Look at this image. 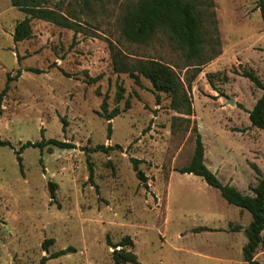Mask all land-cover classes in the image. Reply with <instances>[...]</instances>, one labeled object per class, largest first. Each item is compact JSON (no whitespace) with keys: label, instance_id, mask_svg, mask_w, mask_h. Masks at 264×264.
I'll list each match as a JSON object with an SVG mask.
<instances>
[{"label":"rangeland","instance_id":"1","mask_svg":"<svg viewBox=\"0 0 264 264\" xmlns=\"http://www.w3.org/2000/svg\"><path fill=\"white\" fill-rule=\"evenodd\" d=\"M136 2L53 1L48 6L75 22V29L33 19L31 37L15 43L14 25L25 14L0 0V93L12 79L0 96V141L9 143L0 146V264H38L68 247L75 252L45 264H113L107 240L116 244L125 236L137 264H248L242 248L250 213L228 204L201 178L174 169L191 160L196 129L203 163L221 184L231 179L230 185L252 195L264 179V133L248 120L262 90L242 76L251 73L264 85V23L257 0L198 1L207 9L204 59L219 54L195 76L192 62L168 34L157 33L144 44L124 38L122 13ZM113 53L130 66L168 65L187 92L192 114L170 109L165 93L157 103L142 76L135 81L115 73ZM103 102L119 114L105 120ZM41 137L72 148L25 147L20 171L15 151ZM99 145L119 148L94 151ZM130 158L141 161L146 187ZM49 183L55 185L53 200ZM234 225L242 229L232 230ZM49 239L54 243L43 251ZM254 258L264 264V247Z\"/></svg>","mask_w":264,"mask_h":264},{"label":"trees","instance_id":"2","mask_svg":"<svg viewBox=\"0 0 264 264\" xmlns=\"http://www.w3.org/2000/svg\"><path fill=\"white\" fill-rule=\"evenodd\" d=\"M53 1H68L77 4L86 5L90 1L97 0H9L12 7L17 8L25 14L24 19L16 22L13 28L12 40L15 43L22 42L31 37L30 22L33 19L50 22L62 28L75 29L77 24L71 21L67 16L60 13L59 10L49 7V3ZM199 0H137V2L129 7H126L121 16V33L124 38L132 43L144 44L152 40L157 33H166L170 39L176 43L178 48L183 52L185 59L192 64L194 76L201 71V67L212 60L219 54L215 53L207 60L204 59L203 53L206 45V40L203 32L204 19L203 15L206 12V6L201 9ZM58 5V4H57ZM256 9L260 10L261 18L264 23V0H257ZM112 67L115 73H128L131 78L137 81V76L140 75L148 80L154 92L156 93V102L159 101V93H165L170 97V109L173 111L190 116L191 106L187 97V92L178 79L175 72L166 64L157 61H147L145 63H135L128 65L119 60L117 54H112ZM28 71L37 72L34 69ZM20 75L18 70L16 77ZM242 76L247 78L255 87L262 90L261 96L256 100L255 104L248 112V120L250 125L264 133V85L260 80L248 72H243ZM99 77L89 79L87 83H93ZM9 77L6 79L4 88L0 96L8 89ZM189 86V85H188ZM187 86V87H188ZM117 97L121 98L122 88L117 87ZM102 117L109 121L119 114L118 109L108 111L106 104L101 105ZM64 130V126L62 127ZM108 128V132H109ZM196 132L194 139V151L189 163L181 168H176L174 171L180 174H192L201 178L208 186L216 189L220 196L230 205L236 206L241 210H246L251 215L250 224L244 229L247 242L242 248V259L248 264H261L254 258V254L259 247H264V179H261L258 184L251 189L252 195L242 194L234 186L221 184L216 174L212 173L204 165V147L201 141L200 134ZM1 145H9L8 142H1ZM34 147L42 149L44 147H54L58 149H70L72 145L64 143L56 139H43L37 143L27 142L15 151V158L22 170L20 153L25 147ZM115 147H104L103 145L96 146L94 151L109 152ZM140 160L130 158V164L135 174L136 179L140 184L146 187V177L139 169ZM89 179H92V169L89 164ZM55 185L48 184L49 197L54 199ZM240 226H233L232 230H241ZM201 230H208L201 228ZM53 239L44 240L41 244V249L47 251L48 245L53 244ZM107 244L113 248L111 259L113 264H137L136 255L131 251L132 241L129 236H125L118 243L111 244L107 240ZM75 252V249L68 247L46 256H42L38 264H45L48 260L54 259L68 253Z\"/></svg>","mask_w":264,"mask_h":264},{"label":"water","instance_id":"3","mask_svg":"<svg viewBox=\"0 0 264 264\" xmlns=\"http://www.w3.org/2000/svg\"><path fill=\"white\" fill-rule=\"evenodd\" d=\"M227 102H228L229 104H232V103H233V100H232V99H227ZM45 177H47L46 174H45Z\"/></svg>","mask_w":264,"mask_h":264},{"label":"crops","instance_id":"4","mask_svg":"<svg viewBox=\"0 0 264 264\" xmlns=\"http://www.w3.org/2000/svg\"><path fill=\"white\" fill-rule=\"evenodd\" d=\"M217 174V173H216ZM229 184H232V181H231V179L229 180ZM234 226H236V225H234ZM237 226H239V225H237ZM241 227V226H240Z\"/></svg>","mask_w":264,"mask_h":264}]
</instances>
